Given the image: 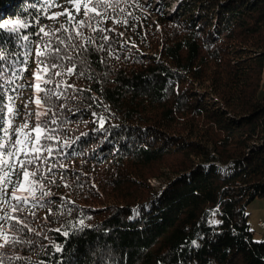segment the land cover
<instances>
[{
  "label": "trees",
  "instance_id": "1",
  "mask_svg": "<svg viewBox=\"0 0 264 264\" xmlns=\"http://www.w3.org/2000/svg\"><path fill=\"white\" fill-rule=\"evenodd\" d=\"M66 1L50 11L71 10ZM162 1L146 5L149 15L141 0L121 2L128 24H104L114 29L107 43L59 45L71 59L48 60L83 75L53 76L46 86L75 87L47 101L43 119L56 121V139L45 142L55 149L51 195L17 213L33 231L4 250L19 257L6 264H264V241L254 239L246 211L264 196V0ZM43 9V0H0V24L29 25L0 28V100L6 106L19 93L17 127L33 89H11L30 85L38 46L56 45L39 28L66 23ZM21 68L23 78L9 85ZM3 116L0 123L6 107Z\"/></svg>",
  "mask_w": 264,
  "mask_h": 264
},
{
  "label": "snow or ice",
  "instance_id": "2",
  "mask_svg": "<svg viewBox=\"0 0 264 264\" xmlns=\"http://www.w3.org/2000/svg\"><path fill=\"white\" fill-rule=\"evenodd\" d=\"M45 9V18L57 20L58 17L64 16L66 23H61L55 32L46 31L44 27L39 28V33L44 37H55L56 45H53L46 40L43 46H38L35 50L37 57V69L33 73L34 83L31 85L18 84L11 91L17 92V89L31 87L33 89V97L29 101L34 103L37 108L35 113H27L25 119L20 126H15L13 121L18 116V110L15 107L16 96H7L8 104L5 106L0 100V120L4 119L3 112L6 107L7 119L4 123H0V210L7 203L8 212L0 215V264H6L13 259L19 257H11L5 255L4 250L13 247L22 242L18 233L23 229L33 231L24 220L17 215L25 210V208L42 207L44 198L50 196L51 193L45 190V181L50 174L55 164L49 165V160L53 159L55 149L46 141H54L56 138L52 135L55 132L54 128H50L49 124H55V119L46 120L51 112L47 101L52 97L59 99L62 93L61 88H74V85H68L66 81L56 83L54 87H46L53 83V76H72L83 75L78 73L76 66L65 67L63 63L51 62L48 60L55 57V60L71 59V57L62 56L59 45L71 44L72 48L86 49L89 45L96 44V40L100 39L107 41L110 39L108 33L114 29L103 27L109 20L113 24H121L127 26V19H121L119 13H125L124 8H120L121 2L128 3V0H67L71 5L69 8H64L62 12L52 13L50 10L53 7H63L59 0H43ZM117 15L112 13L117 12ZM82 13V16H81ZM131 15V13H126ZM79 17V19H78ZM27 25L21 20L9 21L8 23L0 24V28L9 32H19L20 29L26 28ZM85 29L89 33L99 34L86 35ZM66 34V39L60 38L58 33ZM120 35H123L122 33ZM18 39L28 41V35L18 36ZM79 41V44L73 41ZM2 47V46H0ZM98 50H104V45H97ZM43 57L44 59H40ZM4 59V52L0 51V60ZM6 65L0 63V96L4 95L3 91V74ZM27 71V68H21L13 71L12 79L8 80V84H15L17 80L22 79V72ZM43 94V95H41ZM27 107V105H25ZM35 116V124L30 127V119ZM103 123V118L100 120ZM6 124V126H4ZM47 169V171H45ZM54 182V181H53ZM14 201L15 203H11ZM35 215V213H32ZM9 221L20 225V228H13L8 224ZM82 223V221H81ZM59 231V229H57ZM67 235V232L63 233ZM56 251H61L59 245H54Z\"/></svg>",
  "mask_w": 264,
  "mask_h": 264
},
{
  "label": "rangeland",
  "instance_id": "3",
  "mask_svg": "<svg viewBox=\"0 0 264 264\" xmlns=\"http://www.w3.org/2000/svg\"><path fill=\"white\" fill-rule=\"evenodd\" d=\"M141 1L145 5L143 7L144 8L143 11H145V13H147L148 15L150 14V12L145 10L146 5H150L152 7H155V4L161 3V0H141ZM162 3L165 5L167 3V0H163ZM66 4L68 5L67 1H66ZM64 8H66V7H64ZM166 11H167V13H173L174 12V4L172 3V4H170V7H166ZM50 25H53V24H50ZM36 69H37V63H35L34 67L31 69V74H30V77L28 80L30 85L34 83L33 73L36 71ZM25 97L26 98L21 101L23 106L21 108L22 109V117L19 119V126L22 125L27 113H35L37 111V108L34 105V103L29 102L31 100V98L33 97V90L29 93L27 92ZM25 105H27V107H25ZM35 122H36L35 116H32L30 119V127L32 125H34ZM154 183H155V185L158 184V182H154ZM246 211L249 214L248 223L251 227V230L254 233V239L256 241H262L263 242L264 241V231L259 226V222L264 221V196L256 198L253 202H251L247 206Z\"/></svg>",
  "mask_w": 264,
  "mask_h": 264
},
{
  "label": "built area",
  "instance_id": "4",
  "mask_svg": "<svg viewBox=\"0 0 264 264\" xmlns=\"http://www.w3.org/2000/svg\"><path fill=\"white\" fill-rule=\"evenodd\" d=\"M259 226H264V221H260Z\"/></svg>",
  "mask_w": 264,
  "mask_h": 264
},
{
  "label": "bare ground",
  "instance_id": "5",
  "mask_svg": "<svg viewBox=\"0 0 264 264\" xmlns=\"http://www.w3.org/2000/svg\"><path fill=\"white\" fill-rule=\"evenodd\" d=\"M262 229H263V231H264V226H260Z\"/></svg>",
  "mask_w": 264,
  "mask_h": 264
}]
</instances>
